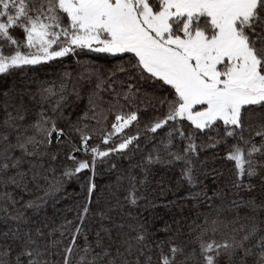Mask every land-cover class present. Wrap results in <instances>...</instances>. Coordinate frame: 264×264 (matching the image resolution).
I'll use <instances>...</instances> for the list:
<instances>
[{"label":"snow or ice","instance_id":"6c2138e0","mask_svg":"<svg viewBox=\"0 0 264 264\" xmlns=\"http://www.w3.org/2000/svg\"><path fill=\"white\" fill-rule=\"evenodd\" d=\"M73 60L0 85V264H264V0H0V78ZM209 149L222 187L164 220L157 166L195 188ZM118 159L115 187L90 179L59 218L65 182Z\"/></svg>","mask_w":264,"mask_h":264},{"label":"trees","instance_id":"16d2710c","mask_svg":"<svg viewBox=\"0 0 264 264\" xmlns=\"http://www.w3.org/2000/svg\"><path fill=\"white\" fill-rule=\"evenodd\" d=\"M82 61H94L96 65H100L104 63V59L102 56L97 58L95 55H89L81 58ZM86 66V65H84ZM68 71L73 74V77H76L80 71H82V65H77L75 60L67 61L63 66H46L39 72L34 73H20L17 72L13 76H9L6 78H0V85L7 84L9 88L15 85L16 87H20L26 84L31 89H36L39 86L41 81H52L57 80L58 77L64 72ZM151 110L147 114L142 115V122L146 120L147 115H150ZM3 118V113L0 112V119ZM75 118V116L73 117ZM136 131L135 128L131 129V132L134 134ZM217 151V156H220L221 153L219 150ZM82 153L78 154L81 156ZM207 159L206 168L208 171V176L205 179L201 176L202 183L192 188L187 184H178L179 180V168L172 171L171 169L157 166L155 176L153 179L152 188L158 191L161 187L165 190L162 195L159 196V200L162 202H167L169 200L174 201L173 205H170L169 208L158 209L160 215L164 220H170L172 215H176L177 217L190 216L192 218L195 217L197 212L203 211L204 209L201 207H194L196 204V200L192 199L189 193L199 192L201 189L208 190L209 195H211V189L215 187H222L219 182L213 181L214 174L212 173V168L215 167L217 170L222 171L227 177L232 170V163L229 161H225L219 158H213V150L209 149L206 153V156H202L201 159ZM63 160L64 158L61 157ZM119 166L118 169L109 170V166L107 164L97 165L96 175L93 177L91 172L88 170H83L78 174L79 178H72L71 180H67L64 184L63 189L58 194L60 199L56 205L57 208L61 209L59 214V218H62L64 215H67L69 219H71L75 215V209L78 204L83 202L84 197V185L89 182V180H93L97 186L98 190L107 195L114 187L117 182V176L119 172L127 167L128 160L127 159H118L115 161ZM65 164L70 165L71 161L64 160ZM59 175V171L57 173ZM38 191H33L31 195H40ZM27 197L30 193H24ZM187 197V198H185ZM202 199V198H201ZM48 212L51 215L52 207L49 205ZM158 224H162V221H157ZM249 264L254 260V257H249Z\"/></svg>","mask_w":264,"mask_h":264},{"label":"built area","instance_id":"2783aa9c","mask_svg":"<svg viewBox=\"0 0 264 264\" xmlns=\"http://www.w3.org/2000/svg\"><path fill=\"white\" fill-rule=\"evenodd\" d=\"M78 155V154H77Z\"/></svg>","mask_w":264,"mask_h":264}]
</instances>
